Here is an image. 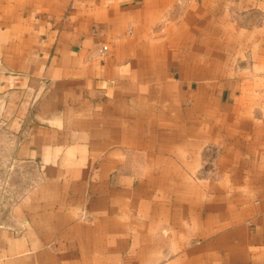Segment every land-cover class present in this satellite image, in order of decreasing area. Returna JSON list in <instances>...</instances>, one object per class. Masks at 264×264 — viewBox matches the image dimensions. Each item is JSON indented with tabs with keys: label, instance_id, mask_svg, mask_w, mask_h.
<instances>
[{
	"label": "crops",
	"instance_id": "1",
	"mask_svg": "<svg viewBox=\"0 0 264 264\" xmlns=\"http://www.w3.org/2000/svg\"><path fill=\"white\" fill-rule=\"evenodd\" d=\"M0 264H264V0H0Z\"/></svg>",
	"mask_w": 264,
	"mask_h": 264
},
{
	"label": "rangeland",
	"instance_id": "2",
	"mask_svg": "<svg viewBox=\"0 0 264 264\" xmlns=\"http://www.w3.org/2000/svg\"><path fill=\"white\" fill-rule=\"evenodd\" d=\"M20 181L15 173L6 169L0 159V213L5 212L17 195Z\"/></svg>",
	"mask_w": 264,
	"mask_h": 264
}]
</instances>
